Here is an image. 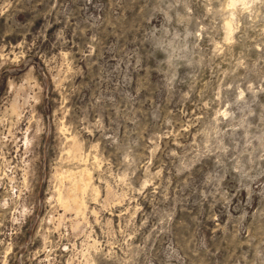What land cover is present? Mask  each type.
<instances>
[{"label":"rangeland","instance_id":"374dc122","mask_svg":"<svg viewBox=\"0 0 264 264\" xmlns=\"http://www.w3.org/2000/svg\"><path fill=\"white\" fill-rule=\"evenodd\" d=\"M0 264H264V0H0Z\"/></svg>","mask_w":264,"mask_h":264}]
</instances>
